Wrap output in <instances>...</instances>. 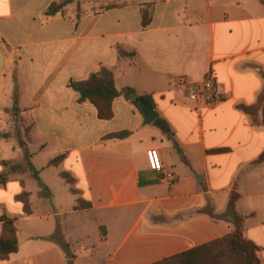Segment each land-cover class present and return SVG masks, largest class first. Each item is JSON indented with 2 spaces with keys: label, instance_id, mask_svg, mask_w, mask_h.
<instances>
[{
  "label": "crops",
  "instance_id": "0c3cea01",
  "mask_svg": "<svg viewBox=\"0 0 264 264\" xmlns=\"http://www.w3.org/2000/svg\"><path fill=\"white\" fill-rule=\"evenodd\" d=\"M58 1L0 0V173L29 161L51 192L41 195L30 170L0 186V216L16 219L19 236L0 264H152L229 234L233 193L264 261V126L238 108L264 90V4L72 0L48 15ZM102 67L119 89L150 95L176 143L132 99L117 98L111 119L79 102L69 82ZM211 68L225 98L206 110L173 79L199 81ZM150 148L161 172L149 167Z\"/></svg>",
  "mask_w": 264,
  "mask_h": 264
},
{
  "label": "trees",
  "instance_id": "16d2710c",
  "mask_svg": "<svg viewBox=\"0 0 264 264\" xmlns=\"http://www.w3.org/2000/svg\"><path fill=\"white\" fill-rule=\"evenodd\" d=\"M260 1L264 4V0ZM71 2L72 0L54 2L50 5L47 14L52 16L62 12L66 5ZM141 11L143 24L147 25L151 20L152 6H143ZM119 54L123 56L128 53L123 51V49H119ZM68 85L78 93L79 102L89 101L96 106L98 116L101 119H111L114 116L112 106L117 98L123 96L127 99H131V97L136 94V90L132 87L126 86L119 89L116 86L114 73L106 67H102L99 71L92 73L91 76L84 81L71 80ZM140 102H145L154 109L156 108L150 95H139L133 100V103L138 108ZM238 108L249 115L255 125L264 126V90L259 95L255 105L249 106L240 104ZM154 125L159 127L169 139L176 143L174 138L175 133L165 118L158 117L154 121ZM129 135L130 132L128 131L117 132L108 135L106 139H122ZM62 158L63 156H59L55 158L52 163L57 164ZM259 161H264V153L259 158ZM5 164L8 169L0 173V186L7 183L11 174L30 170L33 176L40 182L42 187L41 195L45 198L51 195L50 190L41 181L38 172L34 170L29 161L15 164L6 162ZM64 176L67 178L68 175L64 173ZM68 180L73 182L69 178ZM238 197V194L233 193L228 206L229 215L233 224V230L229 234L152 264H264V261L260 257L261 247L253 240L249 239L245 234V217L236 212L235 203ZM19 199L25 204L24 209L26 214H31L32 209L28 194L23 193L19 196ZM0 222L2 223L0 260L8 261L10 256L19 250L17 221L7 215H2L0 216ZM54 239L60 240L57 236L54 237ZM67 264H74V262L68 261Z\"/></svg>",
  "mask_w": 264,
  "mask_h": 264
},
{
  "label": "built area",
  "instance_id": "2783aa9c",
  "mask_svg": "<svg viewBox=\"0 0 264 264\" xmlns=\"http://www.w3.org/2000/svg\"><path fill=\"white\" fill-rule=\"evenodd\" d=\"M173 84L184 90L188 98L196 102L198 107L202 109H213L225 98L218 89L217 75L213 68L199 81H192L186 75H177L173 79ZM146 155L150 169L161 172L163 162L159 150L150 148Z\"/></svg>",
  "mask_w": 264,
  "mask_h": 264
},
{
  "label": "water",
  "instance_id": "95a60500",
  "mask_svg": "<svg viewBox=\"0 0 264 264\" xmlns=\"http://www.w3.org/2000/svg\"><path fill=\"white\" fill-rule=\"evenodd\" d=\"M136 98H137L136 94L131 97L132 100H135ZM139 108L143 113L145 122L147 124L153 123L159 117L158 111H156L153 107L149 106L145 102H140Z\"/></svg>",
  "mask_w": 264,
  "mask_h": 264
},
{
  "label": "rangeland",
  "instance_id": "374dc122",
  "mask_svg": "<svg viewBox=\"0 0 264 264\" xmlns=\"http://www.w3.org/2000/svg\"><path fill=\"white\" fill-rule=\"evenodd\" d=\"M110 6H112L111 4H108L106 6H104V8H109ZM28 241L31 240V238H28V236H26L25 234H22V241Z\"/></svg>",
  "mask_w": 264,
  "mask_h": 264
}]
</instances>
